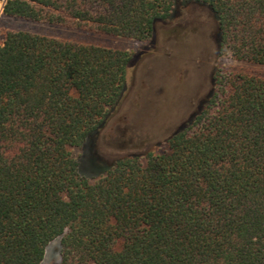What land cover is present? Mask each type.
I'll list each match as a JSON object with an SVG mask.
<instances>
[{
  "label": "trees",
  "instance_id": "16d2710c",
  "mask_svg": "<svg viewBox=\"0 0 264 264\" xmlns=\"http://www.w3.org/2000/svg\"><path fill=\"white\" fill-rule=\"evenodd\" d=\"M190 3L213 14L219 56L264 66V0H9L3 15L152 42ZM134 60L0 36V264H42L58 238L60 264H264V77L217 69L167 150L82 175Z\"/></svg>",
  "mask_w": 264,
  "mask_h": 264
},
{
  "label": "rangeland",
  "instance_id": "374dc122",
  "mask_svg": "<svg viewBox=\"0 0 264 264\" xmlns=\"http://www.w3.org/2000/svg\"><path fill=\"white\" fill-rule=\"evenodd\" d=\"M8 30L128 50L135 56L120 104L93 149L87 146L83 151L81 173L90 178L98 175L92 157L112 164L128 155L167 150L168 139L206 100L217 69L264 77V66L219 56L216 20L207 7L195 3L180 7L168 23L158 24L152 42L8 18L0 10L2 39ZM60 262L58 238L48 246L42 264Z\"/></svg>",
  "mask_w": 264,
  "mask_h": 264
},
{
  "label": "built area",
  "instance_id": "2783aa9c",
  "mask_svg": "<svg viewBox=\"0 0 264 264\" xmlns=\"http://www.w3.org/2000/svg\"><path fill=\"white\" fill-rule=\"evenodd\" d=\"M8 1L9 0H0V10H1V12L4 11V7H5V5L7 4Z\"/></svg>",
  "mask_w": 264,
  "mask_h": 264
}]
</instances>
